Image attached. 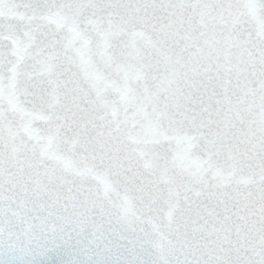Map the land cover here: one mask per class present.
<instances>
[{"label": "snow or ice", "instance_id": "snow-or-ice-1", "mask_svg": "<svg viewBox=\"0 0 264 264\" xmlns=\"http://www.w3.org/2000/svg\"><path fill=\"white\" fill-rule=\"evenodd\" d=\"M0 264H264V0H0Z\"/></svg>", "mask_w": 264, "mask_h": 264}]
</instances>
